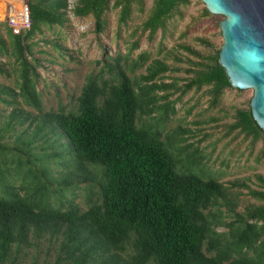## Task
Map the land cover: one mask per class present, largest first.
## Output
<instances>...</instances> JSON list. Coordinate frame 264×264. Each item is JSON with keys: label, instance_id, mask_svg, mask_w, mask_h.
I'll return each instance as SVG.
<instances>
[{"label": "trees", "instance_id": "1", "mask_svg": "<svg viewBox=\"0 0 264 264\" xmlns=\"http://www.w3.org/2000/svg\"><path fill=\"white\" fill-rule=\"evenodd\" d=\"M110 3L78 0L73 14L91 17L94 33L99 35L105 29L104 16ZM188 3L153 0L142 33L148 32L152 38L180 6ZM27 4L28 30L11 28L7 20L0 22V58L6 55L19 66L21 83L14 96L38 106V74L27 58L33 54L32 40L42 26L63 25L67 0H27ZM133 4L142 10L144 0L114 2L120 9L119 25L126 24ZM209 16L205 8L202 17ZM192 53L202 63H194L198 68L188 71L191 77L176 90L183 95L209 87L211 104L215 105L224 90L233 89L218 63L219 51L205 57ZM140 58L142 63L137 66L146 61L144 55ZM120 62L118 58L114 64H106L108 79L102 75L104 69L87 76L75 108L51 117L67 140L61 153L69 156L67 174L51 181L41 157H34L41 162L39 167L32 165L33 160H18L20 186L5 180L0 170V264H21L20 254L44 241L55 246L56 257L51 264H264V204L236 213L237 205L223 184L204 179L189 167L201 163L202 157H187L188 165L181 164L180 149L171 150L178 144V134L168 136L167 141L161 139L162 123L176 112V99L170 100L172 93L159 95L175 87L157 81L169 67L153 61L136 84ZM139 113L156 116L151 118L153 123L138 127ZM234 131L253 141L264 139L250 108L236 111L229 126V132ZM1 140L0 135V157L10 150ZM22 145L26 152L22 148L16 151L29 156L31 141ZM54 182L58 192L87 184L86 190L95 200L82 211L75 198L63 201L57 194L52 196ZM249 194L264 202V191ZM223 207H227L229 222L223 220ZM219 226L228 231L218 233ZM27 264L40 263L33 259Z\"/></svg>", "mask_w": 264, "mask_h": 264}, {"label": "rangeland", "instance_id": "2", "mask_svg": "<svg viewBox=\"0 0 264 264\" xmlns=\"http://www.w3.org/2000/svg\"><path fill=\"white\" fill-rule=\"evenodd\" d=\"M77 1L67 0L63 25L42 26L40 34L32 40L33 54L27 60L38 74L35 80L38 106L25 104L14 96L19 93L21 83L19 66L6 55L0 58V135L1 143L10 149L0 157V170L5 180L20 186L22 175L16 172L18 160H33L32 165L39 167L41 162L34 157L42 158L51 181L61 179L70 170L65 167L68 166V154H61L66 150L67 140L51 117L59 111L67 113L75 108L87 76L96 75L104 69L102 75L108 79L110 75L106 64H114L115 59L120 58L121 65L136 84L140 83L146 67L158 60L170 70L157 81L175 85L159 95L172 93L170 100L176 99L175 114H170L161 125V139L167 141L168 136L178 134V144L171 150L175 148L177 152L180 149L181 164L188 165L187 157H202L201 163L189 167L204 179L213 178L223 184L229 191L230 199L237 205L236 213H243L251 206L263 205L264 202L252 197L249 191H264V183L260 180H264V139L253 141L237 131L229 132L236 111L249 109L253 90L226 89L215 105L211 104L209 87L192 89L183 95L176 90L181 89L191 77L188 71L198 68L194 63H202V59L192 52L205 57L220 50L223 40L219 24L224 17L212 14L202 17L204 4L200 0H188V4L180 6L165 22L163 29L149 38L148 32L142 33V25L153 0H144L142 10L133 4L125 25L118 24L120 9L114 7L116 0H111L110 9L104 16L105 29L97 35L91 17L74 16ZM2 11L0 2V22L5 19L1 16ZM136 42L137 47L134 48ZM143 55L146 61L137 66L142 63L140 57ZM155 116L139 113L138 127L153 123L151 118ZM28 140L31 141L28 151L32 156L20 154L15 149L22 148L26 152L27 148L22 144ZM86 187L87 184H81L71 191L58 192L54 182L51 190L55 193L52 196L57 194L63 201L75 198V203L85 211L90 200H95L94 194H89ZM221 210L225 214L224 222H229L231 218L227 207ZM216 231L223 233L228 229L219 226ZM25 252L20 254L21 264L30 263L33 259L40 264H51L56 257L54 243L47 241ZM122 256L126 258L125 253Z\"/></svg>", "mask_w": 264, "mask_h": 264}, {"label": "water", "instance_id": "3", "mask_svg": "<svg viewBox=\"0 0 264 264\" xmlns=\"http://www.w3.org/2000/svg\"><path fill=\"white\" fill-rule=\"evenodd\" d=\"M212 15L223 16L218 63L231 87L252 89L251 116L264 132V0H200Z\"/></svg>", "mask_w": 264, "mask_h": 264}, {"label": "built area", "instance_id": "4", "mask_svg": "<svg viewBox=\"0 0 264 264\" xmlns=\"http://www.w3.org/2000/svg\"><path fill=\"white\" fill-rule=\"evenodd\" d=\"M3 5L1 16L7 20L8 26L18 30H28L30 27L29 8L27 0H0ZM1 21V22H3Z\"/></svg>", "mask_w": 264, "mask_h": 264}]
</instances>
